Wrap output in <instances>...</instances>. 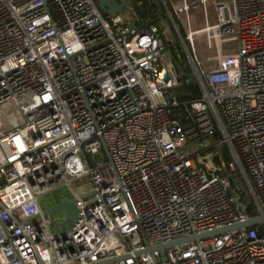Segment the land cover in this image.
Here are the masks:
<instances>
[{
	"label": "built area",
	"instance_id": "2783aa9c",
	"mask_svg": "<svg viewBox=\"0 0 264 264\" xmlns=\"http://www.w3.org/2000/svg\"><path fill=\"white\" fill-rule=\"evenodd\" d=\"M162 1L173 33L0 0V264H264V0ZM63 187L69 230L40 206Z\"/></svg>",
	"mask_w": 264,
	"mask_h": 264
},
{
	"label": "water",
	"instance_id": "95a60500",
	"mask_svg": "<svg viewBox=\"0 0 264 264\" xmlns=\"http://www.w3.org/2000/svg\"><path fill=\"white\" fill-rule=\"evenodd\" d=\"M99 9L104 14H122L125 10H128V0H99ZM129 29L136 30V21H134L130 26ZM215 162L217 164H220L219 158L216 157ZM231 179L234 181V179L231 177ZM234 185H236V182L234 181ZM244 211H246L244 209ZM45 215L50 219L51 223L55 227L64 228L66 230H69L70 228L74 227L79 219V209L77 207V202L74 198H64L60 200L57 204L53 205L52 207L44 210ZM63 214L64 220L61 223H58L56 221V215ZM263 223L262 218H254L250 219L249 221L234 225L232 227L219 229L211 232H207L204 234H200L196 237L191 236L184 239H179L174 242L158 246L156 248H153V250H165V249H173L182 245H186L189 243H194L196 241L205 240L211 237H216L219 235H222L227 232L240 230L243 228H250L255 227ZM152 251V250H149ZM117 260H109V261H102L94 264H112L115 263Z\"/></svg>",
	"mask_w": 264,
	"mask_h": 264
},
{
	"label": "trees",
	"instance_id": "16d2710c",
	"mask_svg": "<svg viewBox=\"0 0 264 264\" xmlns=\"http://www.w3.org/2000/svg\"><path fill=\"white\" fill-rule=\"evenodd\" d=\"M94 2L99 7V0H94ZM129 8L139 29L150 26H160L161 23H166L167 25L169 22L166 20V12L159 0H129ZM102 14L106 16V14ZM168 48L174 50L173 47L168 46ZM179 68L187 75H190V71L185 63H180ZM179 91L183 93V95H190L193 98H198L199 96L198 90L194 84L183 87L179 89Z\"/></svg>",
	"mask_w": 264,
	"mask_h": 264
},
{
	"label": "rangeland",
	"instance_id": "374dc122",
	"mask_svg": "<svg viewBox=\"0 0 264 264\" xmlns=\"http://www.w3.org/2000/svg\"><path fill=\"white\" fill-rule=\"evenodd\" d=\"M174 2H175V5H176V7H182V5H183V2H182V0H174ZM192 11H194V12H196L194 9H192ZM121 16L123 17V19L124 20H130V14L127 12V11H124L122 14H121ZM168 27H170V29H171V31H172V33L174 32L173 31V26H172V24H170L169 22H168ZM13 114H14V116H19L18 115V111L15 109V110H13ZM2 117H0V119H1ZM20 122H22V120H20L19 119V121L17 120L16 121V123H15V125H19L20 124ZM10 123H12V120H9V121H7V124L9 125ZM12 125V124H11ZM220 152L222 153V154H224V157H226V155H227V149L225 148V147H223V148H221L220 149ZM228 159H226V161H227ZM225 161V160H224ZM77 191H79L78 189H76ZM245 196H246V198H247V201H246V204H250V198H249V196H247L246 194H245ZM60 198H62V199H64V198H73V195H72V193H71V191H70V189L69 188H67V187H63V188H61V189H59V190H57V191H55L54 193H52V194H48V195H46V196H44V197H42L41 198V200H40V206L42 207L43 205L42 204H46L47 202H50V201H52L53 203L56 201V202H59L60 201ZM61 199V200H62ZM46 208H48V207H46ZM45 208V209H46ZM63 219H64V215L63 214H58V215H56V220L58 221V222H62L63 221Z\"/></svg>",
	"mask_w": 264,
	"mask_h": 264
},
{
	"label": "crops",
	"instance_id": "0c3cea01",
	"mask_svg": "<svg viewBox=\"0 0 264 264\" xmlns=\"http://www.w3.org/2000/svg\"><path fill=\"white\" fill-rule=\"evenodd\" d=\"M129 1V0H128ZM191 1H195V0H191ZM159 2H160V4L162 5V7L164 8V10H165V12H166V16H167V10H166V8H165V6H164V3H163V1L162 0H159ZM171 5V4H170ZM128 6H129V3H128ZM169 8L171 9L172 7H170L169 6ZM125 11H127L129 14H130V20H127V21H129L130 23L132 22H134L135 21V19L132 17V13H131V11H130V8L128 9V10H125ZM166 20H168L169 21V19L167 18ZM169 23H170V21H169ZM162 24V23H161ZM171 24V23H170ZM136 26H137V22H136ZM138 28V27H137ZM52 194V193H51ZM62 198H60V200H61ZM58 202H52V201H50V202H47L45 205L44 204H42L43 206H42V208L45 210V208L46 207H48V208H50V207H52L53 205H55V204H57ZM48 208H46V209H48Z\"/></svg>",
	"mask_w": 264,
	"mask_h": 264
}]
</instances>
